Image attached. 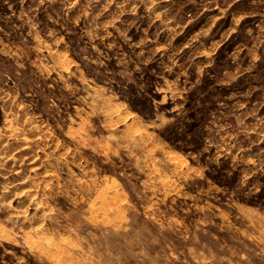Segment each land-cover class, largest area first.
<instances>
[{"label":"clouds","instance_id":"obj_1","mask_svg":"<svg viewBox=\"0 0 264 264\" xmlns=\"http://www.w3.org/2000/svg\"><path fill=\"white\" fill-rule=\"evenodd\" d=\"M0 264H264V0H0Z\"/></svg>","mask_w":264,"mask_h":264}]
</instances>
